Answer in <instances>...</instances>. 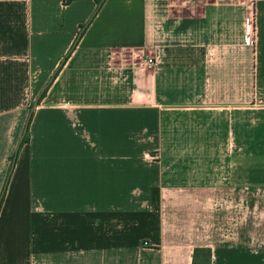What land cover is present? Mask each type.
Instances as JSON below:
<instances>
[{"label": "crops", "instance_id": "0c3cea01", "mask_svg": "<svg viewBox=\"0 0 264 264\" xmlns=\"http://www.w3.org/2000/svg\"><path fill=\"white\" fill-rule=\"evenodd\" d=\"M99 2L0 0V264H264V0Z\"/></svg>", "mask_w": 264, "mask_h": 264}, {"label": "rangeland", "instance_id": "374dc122", "mask_svg": "<svg viewBox=\"0 0 264 264\" xmlns=\"http://www.w3.org/2000/svg\"><path fill=\"white\" fill-rule=\"evenodd\" d=\"M253 31V29H252ZM264 90H262L261 85H255L254 95L252 99L247 101L239 100L238 104L248 105L253 109V128H254V173L261 174L264 172V163L261 161V156H264ZM245 149L243 148V153ZM241 168H239V171ZM244 170V169H243Z\"/></svg>", "mask_w": 264, "mask_h": 264}, {"label": "trees", "instance_id": "16d2710c", "mask_svg": "<svg viewBox=\"0 0 264 264\" xmlns=\"http://www.w3.org/2000/svg\"><path fill=\"white\" fill-rule=\"evenodd\" d=\"M101 1V0H99ZM104 1V0H103ZM86 24L81 25L80 27V31L75 39V41L73 42V44L71 45L70 49L74 46L75 42L77 41V38L80 35L81 30H83L85 28ZM54 76V75H53ZM52 76V77H53ZM51 77V78H52ZM50 78V80H51ZM47 89V86L43 89V91L40 93V95L38 96L36 103H38L40 101V99L42 98V96L44 95L45 91ZM27 125L25 127V131L22 137L21 142L19 143V146L17 148V152L20 149V147L26 143L28 141V132H27ZM191 264H211V249L209 247H195L193 249V254H192V261Z\"/></svg>", "mask_w": 264, "mask_h": 264}, {"label": "built area", "instance_id": "2783aa9c", "mask_svg": "<svg viewBox=\"0 0 264 264\" xmlns=\"http://www.w3.org/2000/svg\"><path fill=\"white\" fill-rule=\"evenodd\" d=\"M244 25H245V27L248 30L252 31V29H253L252 17L248 13L245 14V17H244ZM147 61H148V64L150 66L153 65V64H155V59L154 60L153 59H147Z\"/></svg>", "mask_w": 264, "mask_h": 264}, {"label": "water", "instance_id": "95a60500", "mask_svg": "<svg viewBox=\"0 0 264 264\" xmlns=\"http://www.w3.org/2000/svg\"><path fill=\"white\" fill-rule=\"evenodd\" d=\"M103 2V0H101L100 2H99V6H100V4Z\"/></svg>", "mask_w": 264, "mask_h": 264}]
</instances>
